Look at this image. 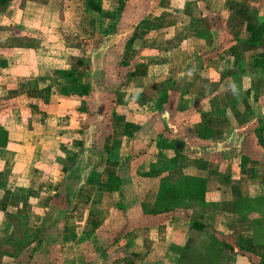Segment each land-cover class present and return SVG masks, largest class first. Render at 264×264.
I'll list each match as a JSON object with an SVG mask.
<instances>
[{
	"label": "crops",
	"instance_id": "0c3cea01",
	"mask_svg": "<svg viewBox=\"0 0 264 264\" xmlns=\"http://www.w3.org/2000/svg\"><path fill=\"white\" fill-rule=\"evenodd\" d=\"M99 4L0 5V264H257L264 75L249 55L264 44L245 39L264 0ZM97 66L113 72L97 81ZM78 148L84 165L61 182ZM184 175L205 180L206 205L156 212L158 183Z\"/></svg>",
	"mask_w": 264,
	"mask_h": 264
},
{
	"label": "trees",
	"instance_id": "16d2710c",
	"mask_svg": "<svg viewBox=\"0 0 264 264\" xmlns=\"http://www.w3.org/2000/svg\"><path fill=\"white\" fill-rule=\"evenodd\" d=\"M5 0H0V5L4 4ZM84 6L95 13L100 12L99 0H83ZM245 44L249 48L257 47L260 44H264V18L260 19L257 26L253 28L247 35L245 39ZM250 65L253 68L260 69L261 73L264 75V52L259 55L250 54ZM77 66H81V60L77 59ZM78 75V71L69 72L65 74V79H70L74 75ZM0 146L6 144V133L0 129ZM156 149H171V143H166V141H155ZM71 155L64 157L62 162L58 160L59 171L58 175L61 178V182H66L68 178L72 177L76 170L82 168L84 161L82 160V148L71 151ZM115 186L117 188V193L120 196L119 190V178L115 177ZM205 203V180L200 177L194 176H178L174 179H164L161 180L157 185V190L154 199V210L156 212L171 211L174 209H191L194 207L203 208ZM65 210L67 213L74 212L78 209V206L69 200L64 201ZM116 206V205H114ZM64 227H72L73 220L71 217L67 216ZM67 222V223H66ZM189 228L197 231H201L203 226L199 223L192 221L189 223ZM32 242H24L23 248L30 245ZM38 242L33 243L30 251H34L37 247ZM182 255V254H181ZM257 264H264V257L261 258Z\"/></svg>",
	"mask_w": 264,
	"mask_h": 264
},
{
	"label": "rangeland",
	"instance_id": "374dc122",
	"mask_svg": "<svg viewBox=\"0 0 264 264\" xmlns=\"http://www.w3.org/2000/svg\"><path fill=\"white\" fill-rule=\"evenodd\" d=\"M129 15V13H127V16ZM128 17H132L131 15H129ZM129 26H126V29L124 28V30H126V32L129 30ZM116 29H118V28H116ZM120 29H123V27H120ZM105 32H109V30L107 29V30H104ZM78 34V33H77ZM81 37V36H80ZM87 62H88V59H87ZM104 62H106V63H112L113 65H111V68H114V61H109V60H105ZM106 63H104L105 64V66H107V64ZM104 64H103V66H104ZM98 69H99V66H97V67H95V69H93L95 72H97V74H98V76L99 77H97L98 79H97V81H100V79L101 78H103L104 77V75L105 74H111L113 71H111V69H109V67H107L106 69H105V67H102V69H100V71L98 72ZM102 70H103V72H102ZM100 72H102V73H100ZM98 94V93H97ZM100 95H101V97H104L103 96V94H101V93H99ZM96 137V136H95ZM98 142H99V140H97ZM94 143H97V142H94ZM99 144V143H98ZM77 180H79L78 178H76ZM81 179V178H80ZM123 183H125V182H123ZM128 187V186H127ZM121 189H122V191H125V189H126V186L125 185H121V187H120ZM120 189V190H121ZM116 199V198H115ZM82 213H80L79 215H81ZM55 222H59V221H61L60 219H53ZM57 220V221H56ZM65 225V222H63V226ZM71 227V226H70Z\"/></svg>",
	"mask_w": 264,
	"mask_h": 264
}]
</instances>
